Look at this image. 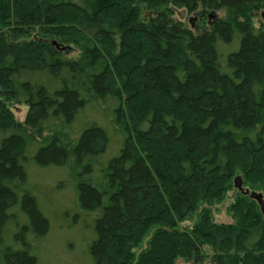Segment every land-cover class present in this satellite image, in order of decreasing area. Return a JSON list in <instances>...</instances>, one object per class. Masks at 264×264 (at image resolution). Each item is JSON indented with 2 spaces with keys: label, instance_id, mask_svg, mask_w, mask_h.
Returning <instances> with one entry per match:
<instances>
[{
  "label": "trees",
  "instance_id": "1",
  "mask_svg": "<svg viewBox=\"0 0 264 264\" xmlns=\"http://www.w3.org/2000/svg\"><path fill=\"white\" fill-rule=\"evenodd\" d=\"M221 8L225 17L208 18ZM263 8L0 0V264H53L54 219L87 232L62 243L81 264H174L201 259L203 245L214 264H264L256 200L238 194L232 223L210 210L237 171L246 182L264 175V21L251 22ZM174 9L198 12L196 26ZM69 43L82 45L74 57ZM47 168L55 184L44 190L29 172ZM62 189L73 210L56 212L46 201Z\"/></svg>",
  "mask_w": 264,
  "mask_h": 264
},
{
  "label": "rangeland",
  "instance_id": "2",
  "mask_svg": "<svg viewBox=\"0 0 264 264\" xmlns=\"http://www.w3.org/2000/svg\"><path fill=\"white\" fill-rule=\"evenodd\" d=\"M263 9H260L258 12L255 13L253 17H251V22L254 27H257L261 21H263L262 17L260 16V12L263 11ZM174 17L177 19H181L185 24L188 25V27L193 28L196 26L198 21V12H186L183 9H174ZM209 13H213V15L217 17H225L228 14V10L226 8H221L219 10H210L207 12V15ZM149 16L151 13L147 11L146 9L141 8V11H139L140 17L142 16ZM139 17V18H140ZM209 18V16H208ZM211 19V18H210ZM90 29H85L83 35L88 36V31ZM32 35L36 36L35 33H32ZM24 39H27L25 37H22ZM53 39V38H50ZM142 39V38H141ZM143 40V39H142ZM144 41V40H143ZM56 45L57 43L53 41ZM83 44V43H81ZM64 46V45H63ZM82 45H76L74 43L66 44L65 47H63V50L66 52L67 57H74L79 53V50L81 49ZM135 49L133 50V53H135ZM13 114L15 119L19 121H23L26 113H27V106L26 104H20V105H14L12 107ZM113 147V148H112ZM117 147V144H114L111 141L110 145L108 146V151L115 150ZM112 148V149H111ZM30 177L34 180H40V183L42 185V188L44 190L48 189V184L53 185L55 184V181L53 179L55 172L52 171V169L47 168V170H34L33 169L29 172ZM57 173V172H56ZM61 173V172H60ZM239 177L242 182V189L247 192L246 196H249V193L251 192H257L262 193L264 196V175L260 178L254 179L253 181L246 182L245 177L240 173V171H237V174L230 180L228 188H225V192H223L222 197L220 200H218L216 203L212 204L211 206V214L213 217V220L215 222H223V223H232L234 222V209L232 206H234L235 203H237L238 194L243 195V193L234 185V179L235 177ZM252 180V179H251ZM57 194V195H56ZM51 200L46 201V203H52L54 209L56 212L61 211L62 209H65L67 205L73 210V201L71 200V192L68 189H62L61 191H56L55 193L51 194ZM259 207V205H258ZM260 210V208H259ZM190 218V217H189ZM184 218L179 220L177 223L176 229L178 230H185L191 227L196 219L195 216H193L191 219ZM53 226L46 236V245L51 246V252L50 256L52 255L53 264H81L78 261L82 262V259L76 254L77 248L74 250H68L63 246V241L67 240V238H74L75 240H79L81 237H85L86 233L81 231L79 229V226H72L70 228L64 227L65 232H61L58 228V223L63 222L62 219H54ZM65 221V220H64ZM65 224V222H63ZM78 225V224H77ZM59 234L60 236L58 239H56V234ZM54 237V238H53ZM147 238L144 240V244L146 243ZM140 249H134V251L138 252ZM201 259L194 260L193 258L190 260H187L185 258L178 257L175 259L174 264H214L213 259V251L210 246L203 245L201 248ZM49 255V254H48ZM46 255V258L49 257ZM43 260V259H42ZM132 262H135L133 260ZM45 264H50V262H46Z\"/></svg>",
  "mask_w": 264,
  "mask_h": 264
},
{
  "label": "water",
  "instance_id": "3",
  "mask_svg": "<svg viewBox=\"0 0 264 264\" xmlns=\"http://www.w3.org/2000/svg\"><path fill=\"white\" fill-rule=\"evenodd\" d=\"M209 18L214 17L215 15H213V13H209ZM260 16L262 17L263 21H264V10L260 12ZM234 185L244 194H247L246 191H244L242 189V182L240 180V178L237 176L234 179ZM250 198L256 200V202L259 205L260 211L261 213L264 215V196L262 193H257V192H251L249 193Z\"/></svg>",
  "mask_w": 264,
  "mask_h": 264
}]
</instances>
